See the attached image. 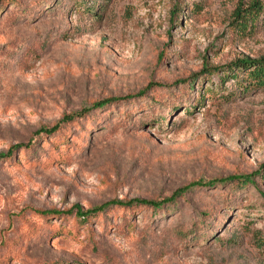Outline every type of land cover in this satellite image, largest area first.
<instances>
[{
	"label": "rangeland",
	"instance_id": "1",
	"mask_svg": "<svg viewBox=\"0 0 264 264\" xmlns=\"http://www.w3.org/2000/svg\"><path fill=\"white\" fill-rule=\"evenodd\" d=\"M237 2L0 0V152L35 141L0 160V264H264V176L86 224L31 211L161 198L264 163V87L240 92L220 71L176 83L264 54V22L239 31ZM149 82L163 87L36 140L62 113Z\"/></svg>",
	"mask_w": 264,
	"mask_h": 264
},
{
	"label": "trees",
	"instance_id": "2",
	"mask_svg": "<svg viewBox=\"0 0 264 264\" xmlns=\"http://www.w3.org/2000/svg\"><path fill=\"white\" fill-rule=\"evenodd\" d=\"M231 17L232 22L239 31L245 33L253 30L258 22H264V0H238L231 13ZM218 71L222 74L220 75L222 81L230 77L240 92H247L251 89L264 87V54L254 58L248 56L236 57L227 63L218 66L208 67L204 64L198 73L190 74L187 78L176 80V83L181 85L183 89L191 90L196 77L206 78L211 73H217ZM150 87L159 88L163 87V84L159 82H149L143 88L134 93L96 99L91 101L87 106L81 107L76 111L62 113L52 124L38 127L34 133L36 140L43 142L46 138L60 135L63 129L68 125L77 122L78 119L85 118L92 111L95 112L102 109H108V107L112 105L129 100L143 99L146 91ZM186 108L187 107H185V109ZM154 120L157 123L161 122L164 120V116L160 115ZM34 146L35 141H31V139L21 143L10 144L5 151L0 152V160L5 162L11 159L18 150L30 151ZM254 176H259L260 178L264 176V163L259 164L256 170L248 174L234 173L206 181H191L176 188L169 195L161 198L144 199L135 197L130 199H112L92 205L85 209L79 204L74 203L67 209L62 210L52 207L46 210L31 209V211L38 214L43 219H49L50 216L57 218L71 216L72 220L76 223L86 224L90 219L98 217L102 212H108V210L112 208H117L130 213H133L138 208L149 209L152 212L165 211L167 208L171 207V205L176 204L179 197L193 188H211L222 183L230 184L233 187L243 188L247 185H253ZM260 196L263 198L262 205L264 206V193L260 192ZM205 216H208L207 212L203 213V217ZM263 239L264 236L262 238V243L264 242ZM52 264H58V262Z\"/></svg>",
	"mask_w": 264,
	"mask_h": 264
}]
</instances>
